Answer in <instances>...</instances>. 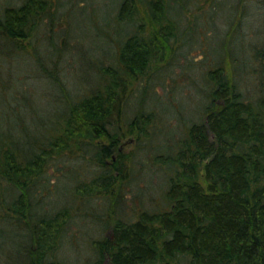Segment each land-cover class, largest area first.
I'll return each mask as SVG.
<instances>
[{"label":"trees","instance_id":"1","mask_svg":"<svg viewBox=\"0 0 264 264\" xmlns=\"http://www.w3.org/2000/svg\"><path fill=\"white\" fill-rule=\"evenodd\" d=\"M250 1L209 0L187 18L192 0H119L106 24L111 31L104 30L112 57L86 53L90 71L69 91L56 62L49 68L44 59L61 54L67 33L57 25L69 24L70 7L84 1L0 0V57L34 50L39 40L48 47L43 55L33 51L41 70L65 90L61 109L41 124V134L24 137L26 146L0 124V232L8 228L20 242L6 264H66L56 252L71 207L97 197L108 205L103 231L90 239L82 264H264V19L259 37L245 43L241 24ZM256 1L264 18V0ZM221 13L224 27L216 21ZM183 19L193 34L211 28L214 35L198 59L187 58L200 66L203 117L183 121L165 136L167 149L156 150L163 122L148 99L161 96L149 86L175 57ZM240 71L251 74V86H242ZM127 137L133 146L125 151ZM148 146L153 169L165 168V178L154 194L146 191L152 182L137 192L139 205L127 213L124 186L150 168L136 161ZM55 159L73 173L72 199L49 210L35 189Z\"/></svg>","mask_w":264,"mask_h":264},{"label":"rangeland","instance_id":"2","mask_svg":"<svg viewBox=\"0 0 264 264\" xmlns=\"http://www.w3.org/2000/svg\"><path fill=\"white\" fill-rule=\"evenodd\" d=\"M83 1L81 5L76 4L70 7L69 24L66 23V19H61L62 24L58 23L57 25L60 32L66 30L67 47H63L61 54L59 53L55 61L46 55V59L42 57L49 68H52L56 62L57 75L69 91L80 88L90 71L88 63L83 58L86 53L96 54L94 58L99 55L104 58H111L114 49L113 44L105 38L104 30L111 31L109 26L112 23L106 24L113 20L119 0ZM249 3L251 14L245 16V20L241 24L245 43L255 40L256 36L259 37V34H255V29L261 25L264 19L260 15L261 7L259 10L257 9L259 2L252 0ZM199 4L205 8L209 4V0H192L189 5L191 11H187V18H192L191 14L201 9V7H197ZM225 15L221 13L216 17V21L223 27L224 20L222 19ZM181 24L184 30L182 36L185 41H181V36V45L177 48L175 57L172 59L169 54V60H172L165 63L164 72L157 75L149 86L155 95L161 96L157 97L156 95L157 98H152L149 94L151 100L148 99V105L150 107L155 106L160 111L163 122H160L162 131L154 138V145L157 147L154 149L156 150L167 149V146L162 144L166 142L165 136H172L173 132H177L183 121L199 120L203 117L201 104L204 102L205 95L197 89L203 85L199 75L200 66L192 68L187 58L189 60L198 59L201 52L210 46L214 35H212L211 28H207L205 32L201 33L199 30L197 35L193 34L189 29L190 24L186 23V19H183ZM61 39L60 37L59 41ZM45 41L46 39H43V43ZM33 43L34 50L31 45L26 52L16 50L12 56L10 54L9 57H0V124L10 128L17 137H21L22 147L26 146L24 143L27 139L24 137L29 138L34 133L41 134L43 132L41 124L58 109H61L58 102L65 95L63 88L53 86L35 58V53L43 55L48 51V47L45 44H40L37 39ZM243 73L242 86H251L253 84L251 74L247 71L246 73L240 71L239 74L242 76ZM25 130L29 132V136ZM123 146L125 151L131 149L133 138H125ZM149 147H147L148 151H145L146 148L144 152L138 154L136 161L137 163L139 161V165L145 163L150 168L144 170L138 178L131 180L130 183L127 181L129 184L124 186L123 204L127 213L132 211L133 206L138 207L139 195L144 192L142 189H146L149 182L154 185L149 183L148 186L152 187L146 191L154 194L156 192L154 186L158 185V181L162 183L165 178V168L162 170L153 169V167L157 168L158 166L153 164L150 155L154 149ZM51 164L48 168L47 179L44 180L42 186H36L35 193L42 201L44 208L55 210L72 199L70 190L73 186L70 175L73 173L63 165L62 161L55 159ZM80 167L84 170L83 164ZM65 168L67 169L64 170ZM143 199H145V204L149 203V199ZM107 206L104 198L97 197L90 204L89 201L82 203L77 200L75 205L71 207L72 218L67 225L66 237L61 249L56 252L66 264H82L84 258L90 254V239L103 231L101 217L105 215ZM19 243L18 237L10 229L6 228L0 232V264H6V257H13L14 253L17 254Z\"/></svg>","mask_w":264,"mask_h":264}]
</instances>
